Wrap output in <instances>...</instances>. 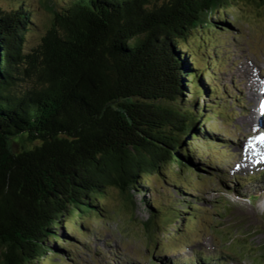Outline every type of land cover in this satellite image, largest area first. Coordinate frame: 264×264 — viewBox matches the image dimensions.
I'll return each mask as SVG.
<instances>
[{"label":"trees","instance_id":"trees-1","mask_svg":"<svg viewBox=\"0 0 264 264\" xmlns=\"http://www.w3.org/2000/svg\"><path fill=\"white\" fill-rule=\"evenodd\" d=\"M235 1L47 0V27L27 0L0 5V264L69 260L56 243L67 225L84 238L111 189L133 205L143 196L148 231L159 216L177 229L197 221L195 203L146 194L169 171L212 174L199 139L215 140L205 111L216 106L199 101L210 69L190 38L230 26Z\"/></svg>","mask_w":264,"mask_h":264},{"label":"rangeland","instance_id":"rangeland-1","mask_svg":"<svg viewBox=\"0 0 264 264\" xmlns=\"http://www.w3.org/2000/svg\"><path fill=\"white\" fill-rule=\"evenodd\" d=\"M6 1L0 0V5L4 9L9 8ZM46 1L27 0L29 5L36 10L38 21L45 27L50 24L51 18L45 4ZM227 15L236 19L238 21L237 24L231 25L228 32L217 28L210 30L206 27L203 28L202 31L197 32L195 35L198 40L190 38L191 49L197 52V57L200 58L199 60H201L203 67L206 66L207 62L205 60H208L207 57L217 59L220 63H223L221 70L217 73L218 82L222 85V89L226 86L230 91V95L225 96L220 104V110L224 113L217 116L212 111H205V113L212 116V121L208 122V124L209 126L212 125L216 135L226 142L225 151L230 154V158L227 161L228 167L225 168L227 180L236 182L235 177L246 180L256 177L255 179L260 180L264 178V174L255 176L259 171L250 170L252 167H256L254 162L246 169L242 168L244 161L242 145L250 136H253L252 132L247 130L249 122H247L246 126L242 122L249 121L250 112L255 111L259 102L257 95L250 94L248 91L240 69L243 63L249 65L258 64V77L255 80L264 83L262 80V75H264V6L244 2V0L235 1L232 8L228 9ZM207 31L210 32V35ZM37 33L40 34L41 32ZM202 36H204L202 40L205 41L203 43H201ZM29 39L31 45L39 40L36 35L30 36ZM246 58L249 59L247 60ZM245 59L246 61H244ZM253 59L261 62L262 66ZM237 60H242L237 64L236 68V75L240 78L242 84L239 78L233 74ZM214 68L216 67L213 65ZM213 82L215 81L213 80ZM242 89L245 97L248 96L249 100L243 96ZM259 90L257 88L254 93H260L258 92ZM188 92L190 93L191 91ZM236 95H239L240 101L244 102V107L233 98ZM215 99L218 101L216 97L203 95L199 101L202 106L213 107L214 104L211 101L216 102ZM249 101L250 106H252L251 102L256 103V105L254 108L249 106L245 115ZM206 109H210V107H206ZM220 116L222 118H219ZM244 129L246 131L245 134ZM209 134H211V131H209ZM243 138L244 140H241ZM187 141H189V138H187ZM237 152L241 156V161ZM168 173L166 177L151 178L153 185L152 187L150 186V191L146 194L149 201L155 200L158 204L168 205L171 199L169 198L170 194L174 199H182L177 193L175 185L171 182L174 181V178L177 179L178 175L174 171H169ZM186 177V175L181 174L179 178L185 180ZM168 180L169 183L167 184L165 181ZM193 181L197 182L198 179L194 178ZM237 184H231V187L237 186V191L241 189V193L246 196L251 195V197H246L242 200L238 199L233 193H227L229 187L225 186V189H222L220 184L208 186L206 188L207 191H204V193L192 192V195H200L208 200L206 205L203 202L201 203L208 211L209 222L207 221L206 225H209L211 230L204 226L205 222H201L200 218L196 226H188V230L192 231L191 234H186L184 228L177 229L181 224L168 225L160 216L156 220L158 228L148 231L145 223L150 219L151 214L143 203V196L133 192L134 206L119 191L111 189L103 199L105 210L102 213L100 212V214H93L98 218L85 220L84 226L92 230L90 241L85 243L80 239V233L75 234L68 227L66 234L69 235H67L69 239L67 240L73 246H70L68 242L56 244L65 248L72 247L69 256L70 260L52 258L50 253L48 256L51 257V260H44L43 264H54L55 262L57 264H159V261L163 258L173 260L178 264H191L192 259L197 258L196 254H194L195 250L201 251L202 256L207 257H215L216 254H224L222 250L226 251L230 257L237 261L234 264H264L263 200L251 199L253 194L264 193V180L258 185L243 186L242 184ZM187 199L190 200L191 198ZM215 202H223L224 204L220 205ZM176 208L178 211L183 210L180 205L176 206ZM166 239H169L170 242H167ZM106 243L111 246L106 245Z\"/></svg>","mask_w":264,"mask_h":264},{"label":"bare ground","instance_id":"bare-ground-1","mask_svg":"<svg viewBox=\"0 0 264 264\" xmlns=\"http://www.w3.org/2000/svg\"><path fill=\"white\" fill-rule=\"evenodd\" d=\"M255 69V70H254ZM257 69L259 70V66L256 63H253L251 65L247 63L241 64V73L243 75V80L246 82L248 91L253 93L254 95H257L258 98V107H256L254 112H250V116L248 118L249 121H243L242 124L244 126L247 125V122H249V125L255 126L256 124L259 127H264V83L255 80L256 77H258ZM258 82V84H257ZM260 89V93H254L256 89ZM258 118V121H257ZM253 136H250L249 139L242 145V150L244 151V161L242 168L246 169L250 164L253 162L256 166L260 164H264V154L258 153L255 156L252 155V153L255 152L253 150V147L251 144L249 145L248 142H252Z\"/></svg>","mask_w":264,"mask_h":264},{"label":"snow or ice","instance_id":"snow-or-ice-1","mask_svg":"<svg viewBox=\"0 0 264 264\" xmlns=\"http://www.w3.org/2000/svg\"><path fill=\"white\" fill-rule=\"evenodd\" d=\"M262 140H264V137H261Z\"/></svg>","mask_w":264,"mask_h":264}]
</instances>
